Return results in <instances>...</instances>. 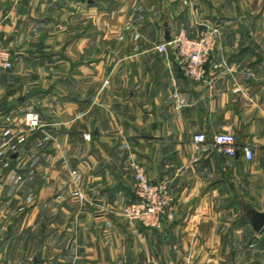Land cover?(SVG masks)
I'll return each mask as SVG.
<instances>
[{
	"label": "crops",
	"instance_id": "crops-1",
	"mask_svg": "<svg viewBox=\"0 0 264 264\" xmlns=\"http://www.w3.org/2000/svg\"><path fill=\"white\" fill-rule=\"evenodd\" d=\"M199 22L204 83L157 49ZM0 47V264H264V0H0ZM133 162L173 190L161 232L123 216Z\"/></svg>",
	"mask_w": 264,
	"mask_h": 264
},
{
	"label": "built area",
	"instance_id": "built-area-1",
	"mask_svg": "<svg viewBox=\"0 0 264 264\" xmlns=\"http://www.w3.org/2000/svg\"><path fill=\"white\" fill-rule=\"evenodd\" d=\"M197 28L199 33L195 38H191L187 31L182 29L169 44H161L157 49L161 54H167L172 48L184 77L194 82L204 83L208 79L207 68L211 62L220 29L212 24L200 22L197 23ZM13 67L12 52L0 47V79ZM213 68L217 70L219 66L214 65ZM24 123L28 129L32 130L42 127L40 115L34 112L26 114ZM85 139L89 140L90 136L86 135ZM208 141L205 134L194 137L197 148ZM212 144L219 153L229 158L237 157L241 151L233 134H217L213 137ZM242 151L247 161L254 159V151L251 147L246 146ZM131 168L135 172L134 199L124 206L123 216L132 227L140 225L146 230L161 232L176 219L177 205L173 190L167 183L152 181L141 164L133 162Z\"/></svg>",
	"mask_w": 264,
	"mask_h": 264
},
{
	"label": "rangeland",
	"instance_id": "rangeland-1",
	"mask_svg": "<svg viewBox=\"0 0 264 264\" xmlns=\"http://www.w3.org/2000/svg\"><path fill=\"white\" fill-rule=\"evenodd\" d=\"M259 9H260V8H257V9L254 8V10H256V11H258ZM24 126H25V123H24ZM25 127H26V126H25ZM42 127H43V124H42ZM42 127H41V128H42ZM26 128H27V127H26ZM41 128H40V129H41ZM27 129H28V128H27ZM28 130H29V132H35V131H37L38 129H35V130L28 129ZM127 224H128V223H127ZM129 226H130V225H129ZM130 227H131V226H130ZM132 228L134 229L135 227H132ZM133 232H135V230H133ZM135 233H136V232H135Z\"/></svg>",
	"mask_w": 264,
	"mask_h": 264
},
{
	"label": "water",
	"instance_id": "water-1",
	"mask_svg": "<svg viewBox=\"0 0 264 264\" xmlns=\"http://www.w3.org/2000/svg\"><path fill=\"white\" fill-rule=\"evenodd\" d=\"M263 228H264V222H262V223L260 224V227L257 228V232H261Z\"/></svg>",
	"mask_w": 264,
	"mask_h": 264
}]
</instances>
